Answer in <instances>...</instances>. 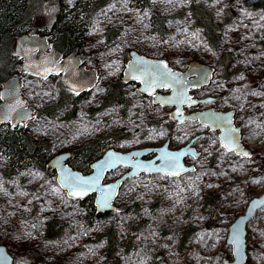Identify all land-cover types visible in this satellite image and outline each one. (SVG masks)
Masks as SVG:
<instances>
[{"label":"rangeland","instance_id":"obj_1","mask_svg":"<svg viewBox=\"0 0 264 264\" xmlns=\"http://www.w3.org/2000/svg\"><path fill=\"white\" fill-rule=\"evenodd\" d=\"M146 1L148 5L142 6L141 2L132 0H127L126 5L123 0H110L89 21L83 51L67 56L78 59L81 66L95 71L98 76L97 84L87 91L72 119H64L70 107L54 119L36 114L52 105L59 91L66 89L59 76H49L45 81L30 74H18L22 99L35 115V119L27 121V127L19 126L20 132L29 134L35 143H47L53 157L97 141L102 151L99 157L108 149L127 153L162 146L173 126L182 137L184 132L180 129L185 126L188 129L190 123L175 125L169 109L151 103L149 97L139 93L136 83L123 86L128 105H103L107 86L118 78L123 80L129 52L135 51L147 58L166 60L175 71H184L191 62L217 69L206 87H191L189 89L198 90L188 94L195 99H207L213 92L218 93L219 102L215 107L226 111L223 115L232 113L231 118L235 113L236 123L237 118L247 116L251 108L249 121L252 123L244 134L248 135L247 141H256V160L264 159V107H261L264 105V73L259 68L264 66V27L256 26L264 25L261 19L264 9L260 11L256 7L257 0H221L219 3L174 0L170 4ZM192 1L203 5L221 24L220 50L231 54L243 44L240 40L250 47L247 52L242 51L245 68H237V52L229 61L228 71L214 64L219 52L209 49L204 33L193 25L188 11ZM64 2L72 4L69 0ZM154 12L167 18L164 38L154 32L151 24ZM181 14L183 18L178 19ZM34 15L39 21L35 26L47 31L55 23L57 8L44 0L38 3ZM108 28L119 29L112 41H107L105 36ZM14 45L15 41L12 52ZM240 71L248 78L240 79ZM256 75L260 77L255 78L254 92L261 95L248 99L249 93H243L244 81ZM157 93L165 95L169 91L163 89ZM237 124L242 132L244 122ZM154 132L164 135H152ZM172 140L173 145L183 143L176 136ZM215 148H219L218 143ZM201 151L202 158L194 163L195 172L175 178L155 179L159 174H141L127 179L114 201L117 210L99 217L79 201L67 197L59 188L53 170L47 173L32 166L11 168L0 151V246L12 257L11 264H104L107 249L103 235L111 231L117 240L115 256L119 264H222L225 259L231 260L228 227L244 213L248 202L264 191V167H256L252 178L251 168L229 163L231 158L215 167L211 154L208 165L209 152H205L204 147ZM89 171L82 170V173ZM126 172L123 168L112 171L104 182L115 181ZM254 180L261 183H253ZM209 184L213 187L209 188ZM53 188L60 195H53ZM51 223L57 224L59 232L56 237L47 234L49 238H46ZM246 231L245 264H264V207L247 224Z\"/></svg>","mask_w":264,"mask_h":264},{"label":"trees","instance_id":"obj_2","mask_svg":"<svg viewBox=\"0 0 264 264\" xmlns=\"http://www.w3.org/2000/svg\"><path fill=\"white\" fill-rule=\"evenodd\" d=\"M44 0H0V87L9 76L22 74L20 70V59L14 56L12 47L15 39L27 33H35L42 36L47 35L50 43V49L65 56H72L82 52L84 40L87 39V26L96 11L107 6L110 0H75L68 5L64 0H49L57 8L55 23L47 31L41 27L35 26L39 21L36 20L34 12L39 2ZM141 2L142 6L148 5L146 0H132ZM264 0H257L256 7L264 9ZM140 6L141 5H137ZM188 11L193 25L199 28L205 36V40L211 50L218 51V57L215 65L227 71L230 68V60L237 52L225 53L219 49L220 42V23L216 22L212 13L203 5L193 2L188 6ZM184 14L177 18H183ZM167 18L154 12L151 17L154 32L164 38L167 33ZM119 29H110L106 31L107 41H112L118 35ZM46 32V33H43ZM42 33V34H41ZM43 35V36H45ZM217 70V69H216ZM124 83L120 78L110 83L106 88L103 105L122 104L128 105L127 99H124ZM87 93V92H86ZM86 93L74 94L68 89L59 91L58 99L47 107L38 111L37 115H42L49 119L59 116V113L66 107H70L64 119L69 120L75 116L78 104ZM35 116V115H34ZM20 126V125H19ZM4 125L0 123V151L7 157L11 168L32 166L36 169L44 170L47 173L53 172L48 168L47 163L53 157V153L47 143H35L31 140L29 134L20 132V127ZM5 128V130H3ZM111 138V136H106ZM100 141L90 143L82 148L71 151L68 159V165L79 172L90 169V164L101 154ZM89 212H93L97 217L105 215L99 214L94 206L93 197H87L79 201ZM59 229L56 223H51L46 230V238L56 237ZM106 240V261L104 264H119L115 256L117 249V240L111 231L103 235Z\"/></svg>","mask_w":264,"mask_h":264},{"label":"water","instance_id":"obj_3","mask_svg":"<svg viewBox=\"0 0 264 264\" xmlns=\"http://www.w3.org/2000/svg\"><path fill=\"white\" fill-rule=\"evenodd\" d=\"M14 53L16 57L21 59L22 72L29 73L30 75H35L34 74L35 65H39L41 63L46 62V58H55L56 66L58 69L61 70L59 75H61L62 83L69 90H70L69 86L71 85L73 88H75L80 93V92H84L86 90L92 89L97 84L98 76L95 71L81 66L79 60L76 58L66 57V56L63 57V55L58 52H55L52 50L50 51V45H49L48 39L45 36H39L37 34L21 35L15 41ZM129 56H130V59L128 60L126 67L124 69V72H123V81L125 84L130 83V82H136L137 84H139V91L140 89L143 88V84H141L139 80L137 79L130 78V75L134 73L133 66L136 65L137 61L139 60L148 61L149 64H160L161 66L166 64L167 69H164L162 67L161 70L170 71L171 73L175 74L176 77L182 79L184 82V87L187 90L191 87H199V86L206 85L210 81V78L214 71L211 66L205 65L199 62H191L184 71H175V70H172L168 62L163 59L147 58L146 56L140 55L135 51L129 52ZM30 64L33 65V67L31 68L28 67ZM135 74L139 75V73H135ZM49 76L56 77L58 75L51 74ZM13 85H14V88L12 87ZM163 89L165 88H156L153 98L159 97L161 99H167L173 95L171 88L165 89L169 91L168 94L163 95V94L157 93L158 91L163 90ZM142 94L148 97H151L147 93H142ZM187 95L192 97L190 94H188V92H187ZM192 99L196 100L195 98H192ZM196 101L197 103L193 105H197L198 103H200V100H196ZM156 104H159V103H156ZM163 107H174V110L172 111V114H173L176 111L177 105L165 104ZM9 108H15L16 111H26L31 116H33V110L27 107L25 105L24 100L22 99L21 84H20V79L18 76L8 77L1 86L0 109L7 111ZM207 113H213L216 116H224V117L230 116V118L232 115V113H227L226 115H223L222 113L221 114L214 113L213 111H208V112L203 111L200 114H192L190 116H184V117L186 118V120L188 119L193 122L195 121L203 122L205 121L204 118L207 115ZM14 117H15V112H13L12 117H10V120L12 121L11 123L3 122L2 124H10L12 126L13 125L17 126L21 124V123H18L16 119H14ZM25 122H22V123H25ZM222 127H227V125H222ZM231 127H232V120H231ZM215 130H219L220 135H222L221 128H216ZM167 146L168 144L165 143L160 147L139 148V149L131 150L127 153H120L113 149H108L102 154L101 157H99L97 160H95L94 162L90 164V171L87 174H83L77 170H74L68 165L67 161L69 157L71 156L70 152L62 153V154L52 157L50 161L47 163V166L48 168H50L51 170L55 172L56 182L59 185L58 181L60 177L64 174L63 170H67L70 174L78 175L85 179L93 178L99 171L97 165H99L101 162L108 159V153H115L125 158L131 156L132 154L139 153L140 155L138 157H134L132 161L133 163H135L138 160L139 162L144 163V164H150L154 162L155 165H160V160H158L157 157L160 155L162 151L166 150L168 152H173V153L182 151V150H167ZM148 155L151 157L147 158ZM183 157L181 158V161H180L183 167L192 168L191 166L187 167L183 164ZM119 168L127 169V172L121 175L115 181L105 183L104 181H105V177L107 176V174ZM133 172L134 170L130 165L129 166L117 165L116 169H107L104 171L101 179L99 180L98 190L89 191L87 192L86 195H83L82 197H78L75 199L68 196L66 189H63V190L66 192L67 197L74 201H83L87 197L92 196L94 200V206L98 213L114 212L117 210V207L114 206V201L117 197L119 188L128 179L127 177L129 176V174ZM141 174H146V173L143 171H140L138 174L132 175L131 178L136 177ZM156 174L157 173H151V174H146V175H156ZM117 182H119V186L116 188L115 193L112 195V199L109 201L110 207H103L102 197L105 195L104 190L109 188V186L116 185ZM257 201H264V194H262L260 197L253 198L248 203L245 212L242 215L236 217L234 221L228 227L227 243L229 246H231L232 260L231 261L225 260L223 261L222 264H244L245 263L247 259V256H246L247 254L246 227H247V224L253 220L254 216L256 215V212L260 208H262L264 205V203L257 204L256 203ZM234 228H236L235 236L240 241V251L238 254L236 252L235 246L231 243V241L234 238V233H233ZM11 263H12V257L7 252V249L3 246H0V264H11Z\"/></svg>","mask_w":264,"mask_h":264},{"label":"snow or ice","instance_id":"obj_4","mask_svg":"<svg viewBox=\"0 0 264 264\" xmlns=\"http://www.w3.org/2000/svg\"><path fill=\"white\" fill-rule=\"evenodd\" d=\"M153 3H156L157 0H152ZM160 2L163 3H173L174 0H160ZM216 3L221 2V0H215ZM69 3H72V0H69ZM123 3L126 5L127 0H123ZM112 7H115V4L112 5ZM109 11L112 10V8L108 9ZM222 11V10H221ZM218 15L220 12L218 11ZM148 13L145 12L144 16H147ZM261 19H264L262 17ZM143 21V17L140 18V22ZM246 27V25H243ZM257 27H264V25H256ZM147 27V25H145ZM231 30V29H230ZM193 38H196L195 36ZM247 38V37H246ZM28 67H33V65H29ZM35 72L34 74L38 76V78L42 80H47L48 76L51 74H60V69L56 66V60L55 58H46V62L41 63L39 65H35ZM107 67H111V65H107ZM167 69V65L161 66L160 64H149L148 61L139 60L137 61L136 65L133 66L134 73L130 75L131 79H137L141 84H143V88L140 89L142 93H147L150 96H154L156 88H171L173 95L167 99H161L159 97H154V99L151 101V103H159L160 106H164L165 104L177 105L176 111L170 116V119L176 120L178 122V125H185L186 118L183 116V112L181 111V106L188 105L191 107L193 104L197 103L196 100H193L192 97L187 95V89L184 87V82L182 79L176 77L175 74L171 73L170 71H162L161 68ZM118 70V69H117ZM135 73H139V75H136ZM110 75L113 73H109ZM240 79H243V76L241 75ZM14 88V85L12 86ZM70 90L73 91L74 94L79 95V91H77L75 88H73L71 85L69 86ZM99 91H103L100 89ZM235 91H240L239 89H236ZM37 95H40V93H37ZM44 95H50V93H44ZM252 95L259 96L261 93H252ZM239 99V97H237ZM203 103H213L211 99L203 101ZM261 107H264V105H261ZM13 112H15L16 121L18 123L25 122L30 119H35V117L31 116L26 111H16L15 108H9L7 111H4L0 109V123L3 122H9L10 117H12ZM206 120L210 121V123H206L204 127H208L211 130H215L216 128H221L222 135L220 137H213L210 139V143L208 147H213L219 142V148H217V151L220 153L219 159L223 160L224 157H227L229 154H233L236 156L241 157V159H251V154L247 151H243L240 144H239V130L231 127V118L224 117V116H216L215 114H207L205 117ZM249 123H252V121H249ZM222 125H227V127H222ZM15 126V125H13ZM23 126L27 127V124L24 123ZM257 127H260V125H257ZM184 132L185 136L189 135L187 131V126L185 128L180 129ZM152 135H159L163 136V132L159 133H152ZM151 138V135L150 137ZM177 139L181 140L183 142L184 137H177ZM204 139V137L197 136L192 141V143H198L199 140ZM208 147L204 148L205 152H208ZM222 150V151H221ZM211 155V153H208ZM140 154L135 153L131 156L125 158L121 157L115 153H108V159L101 162L99 165H97L99 171L93 178L85 179L83 177H80L78 175H72L67 170H63L64 174L60 177L58 183L59 188L61 190L66 189L67 194L71 198H78L82 197L83 195H86L89 191H96L99 188V180L101 179L103 173L107 169H116L117 165L122 166H131L134 170L133 173H130L127 177L128 179L131 178L132 175L138 174L140 171L145 172L146 174L151 173H157L155 179H165V178H175L181 176L182 173L185 172H195V167L192 168H185L181 164V158L183 156L190 155L194 161L197 160V152L195 150L189 149V151H180V152H168L166 150L162 151L160 155L157 157L158 160H160V165H155V163L150 164H144L139 162L138 160L133 163L134 157H138ZM236 169L233 168V171ZM207 174V173H205ZM215 175V173H212ZM39 175V174H37ZM197 179H199V176H197ZM253 183H261L260 180H254ZM119 186V182H117L116 185L109 186V188L105 189V195L102 197V206L103 207H110L109 201L112 199V195L115 193L116 188ZM209 188L213 187V185L209 184L207 185ZM147 187V185H145ZM191 187V185H189ZM183 191V189H181ZM53 195H60L59 191L56 188L52 189ZM21 195H26V193H21ZM62 198V197H61ZM31 203V201H29ZM257 204L264 203V201H257ZM234 238L231 241V243L235 246L237 254L240 251V241L238 238H236V228L233 229Z\"/></svg>","mask_w":264,"mask_h":264},{"label":"flooded vegetation","instance_id":"obj_5","mask_svg":"<svg viewBox=\"0 0 264 264\" xmlns=\"http://www.w3.org/2000/svg\"><path fill=\"white\" fill-rule=\"evenodd\" d=\"M259 10L262 11V9H259ZM237 12L239 14V10ZM244 33H245V30L242 31V34H244ZM240 42H243V44L240 43L238 45V47H237V64H238L237 68L242 69L243 67L244 68L246 67L244 62L242 63V61H243V53H242V51L245 49V51L247 52L250 49V47L244 46V41L240 40ZM209 49H211L210 46H209ZM63 57H65V55H63ZM129 59H130V56H129ZM259 68L262 69L263 73H264V66L261 65ZM213 70H214V72H213L212 75H214V73L216 72L215 68H213ZM237 72H238V70H237ZM242 73H243V71L239 72V74H238L239 78L241 77ZM58 76L61 78V75H58ZM259 77L260 76H258V75L254 76V77L252 76V77H249L248 80L244 81L245 85H243V87L245 89H243V93L244 94H246L247 92L249 93L248 96H250V97L248 99H253L254 95H252V93H254V91H255V89H254L255 88V84H256V81H255L256 79L255 78H259ZM244 78L246 79V78H248V76H244L243 79ZM262 80H264V79H262ZM210 81H211V79H210ZM209 82L204 87H206L209 84ZM133 83H136V82H133ZM136 86L138 87V91H139V84L136 83ZM193 90H198V89H188L187 92L191 93ZM87 91L88 90H86L84 92H80V94L86 93ZM139 93H141V92L139 91ZM142 95H144V94H142ZM216 97H218V93L213 92L212 96H208L207 99H196V100H200V103H198L197 105H192L191 107H189L188 105H183L181 107V111L183 112V116H190L192 114H200L203 111H205V112L213 111L214 113H219V114L225 113L226 111H224L223 109L215 107V105L218 104V102H219V99H216ZM153 99H154L153 96L149 97V101H152ZM209 99H211L213 101V103H210V104L203 103V101H206V100H209ZM154 104L155 105H160V104H156V103H154ZM160 107L164 108L163 106H160ZM166 108L169 109L170 113L168 112V114H169V116H171L172 115V111L174 110V107H166ZM203 114H205V113H203ZM207 114H213V113H207ZM251 114H252V109L250 108L249 112L247 113V116L241 115V118H237V123L238 122H244V124H245L243 126L244 128H243L242 132L240 131L241 130L240 126L236 123V121L234 119L235 113H234L233 117L231 118L232 127L239 130L240 146H241L242 150L247 151V152H249L251 154V159H241V157H239V156H236V155H233V154H229L227 157H224L223 160H220L219 159L220 153L217 151L215 146L208 147L211 138H213V137H217L218 138V137L221 136L220 135V131L219 130H214L213 131V130H211L208 127H204V124L210 123V121L206 120L205 118H204L205 121H203V122H199V121L193 122V121L188 120V119L185 120V125L190 123V126L187 129L189 135L185 136V134H184L182 136V137H184V139H183V143H181L180 145H173L172 137L173 136H176V138L180 137L179 133L177 131H175L176 130L175 126H173V131L170 134V137L165 140V143L168 144L167 150H183V151H186V152L189 151V149L195 150L197 152V154H198L196 161H198L203 156V153H202L201 149L203 147L204 148L208 147V152L211 151V154H213V156H214L213 157L214 158L213 163H214L215 167L219 166L220 164L225 162L227 158H231V160L228 161L229 163L236 164L238 167L251 168V169H249V171H250L249 175H250V177L254 178L255 177V172H256V167H258V166H263L264 167V159H262V160L259 159V161L256 160V146L254 145V144H256V141L253 140V139L247 141V136L248 135L244 134V130L246 128L250 129L249 120H250ZM171 120L173 121V123H175V125L178 124V122L176 120H173V119H171ZM197 136L204 137V139L199 140L198 143H192V141ZM217 143L219 144V142H217ZM148 156H147V158L151 157V156H149V157ZM210 157H211V155H209L208 160H207V164L208 165H209ZM196 161H194L190 155H187V156L183 157V164L185 166L194 167V163ZM187 162H190L191 165H188ZM252 178L250 180H252ZM262 193L260 195L256 196V197H260L262 195ZM247 205H246V208H247ZM263 207H264V205H263ZM246 208H245V210H246ZM262 208H260V209H262ZM257 212H256V214H257Z\"/></svg>","mask_w":264,"mask_h":264},{"label":"bare ground","instance_id":"obj_6","mask_svg":"<svg viewBox=\"0 0 264 264\" xmlns=\"http://www.w3.org/2000/svg\"><path fill=\"white\" fill-rule=\"evenodd\" d=\"M240 139V138H239ZM239 142H240V140H239ZM157 147H160V146H157ZM262 194H264V192L262 193ZM247 228V227H246ZM247 232V231H246ZM246 236H247V234H246ZM225 260H227V259H225ZM224 260V261H225ZM232 260V259H231ZM231 260H228V261H231ZM247 260V259H246ZM223 263V262H222Z\"/></svg>","mask_w":264,"mask_h":264}]
</instances>
